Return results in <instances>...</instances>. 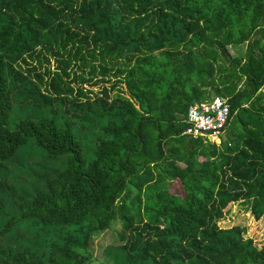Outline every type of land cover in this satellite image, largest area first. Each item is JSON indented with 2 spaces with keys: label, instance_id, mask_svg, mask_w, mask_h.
<instances>
[{
  "label": "trees",
  "instance_id": "obj_1",
  "mask_svg": "<svg viewBox=\"0 0 264 264\" xmlns=\"http://www.w3.org/2000/svg\"><path fill=\"white\" fill-rule=\"evenodd\" d=\"M0 264H264V0H0Z\"/></svg>",
  "mask_w": 264,
  "mask_h": 264
},
{
  "label": "built area",
  "instance_id": "obj_2",
  "mask_svg": "<svg viewBox=\"0 0 264 264\" xmlns=\"http://www.w3.org/2000/svg\"><path fill=\"white\" fill-rule=\"evenodd\" d=\"M228 118L226 98L214 97L208 101L194 102L187 106L183 134L189 138H202L218 143L224 134Z\"/></svg>",
  "mask_w": 264,
  "mask_h": 264
},
{
  "label": "rangeland",
  "instance_id": "obj_3",
  "mask_svg": "<svg viewBox=\"0 0 264 264\" xmlns=\"http://www.w3.org/2000/svg\"><path fill=\"white\" fill-rule=\"evenodd\" d=\"M241 50L243 48H240ZM228 50L231 52V48H228ZM130 54H128L129 56ZM46 57V61L45 62L44 60V66L41 67L40 69H37V68H34L33 71L31 72L33 74V76L35 75V73H39V78H42V81H44V83L47 85V83H50V81L56 85V74H55V69H56V66H55V61L53 58H48ZM45 59V58H44ZM33 63L30 62V66L32 65ZM32 67V66H31ZM43 68H48V71H43ZM35 72V73H34ZM116 73V70H113L112 72L110 73H101L100 71H91V68L87 71V74H89L90 76H87V81H84L83 84H82V88H84L85 90H92L91 92H96V84H94V75H97L95 76V78H98V77H101L103 78V80H105L107 83H104V89L107 90V88L109 87V83H112V82H116L117 86L120 85L121 83V80L119 78V75H115L114 74ZM118 74V73H117ZM69 81L68 77L66 76H62L60 75V79H59V82L61 85L65 84V82ZM78 84V83H77ZM65 86V85H64ZM43 88V86H42ZM71 88L67 89L66 88V92H70L71 93ZM95 90V91H94ZM225 133H228V131H225ZM7 165V164H6ZM7 167L9 169H11V165H7ZM241 215H239V213L235 216V218H233L230 222L228 223H231L232 221H239L238 224H242L243 222H245V218H244V214L243 212L240 213ZM120 225L117 221L113 222L112 225L110 226V228L106 231H104L103 233L99 234L98 236H96L92 242V247L94 248L93 251H94V257L97 261L101 260L102 258V255H101V251H102V248L106 245H113V244H117L118 243V238H117V235H116V231L119 229ZM245 236V235H244ZM259 239V238H258ZM262 239V238H260Z\"/></svg>",
  "mask_w": 264,
  "mask_h": 264
},
{
  "label": "water",
  "instance_id": "obj_4",
  "mask_svg": "<svg viewBox=\"0 0 264 264\" xmlns=\"http://www.w3.org/2000/svg\"><path fill=\"white\" fill-rule=\"evenodd\" d=\"M225 138H226V136L223 134V135H222V139H225Z\"/></svg>",
  "mask_w": 264,
  "mask_h": 264
}]
</instances>
